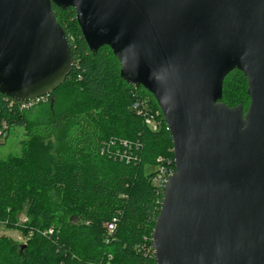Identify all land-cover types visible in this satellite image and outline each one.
I'll list each match as a JSON object with an SVG mask.
<instances>
[{
    "label": "water",
    "instance_id": "1",
    "mask_svg": "<svg viewBox=\"0 0 264 264\" xmlns=\"http://www.w3.org/2000/svg\"><path fill=\"white\" fill-rule=\"evenodd\" d=\"M53 4L76 11L91 52L110 47L166 120L175 170L157 264H264V0H0V93L18 102L51 95L73 69ZM234 69L246 110L222 101Z\"/></svg>",
    "mask_w": 264,
    "mask_h": 264
},
{
    "label": "trees",
    "instance_id": "2",
    "mask_svg": "<svg viewBox=\"0 0 264 264\" xmlns=\"http://www.w3.org/2000/svg\"><path fill=\"white\" fill-rule=\"evenodd\" d=\"M52 9L70 43L71 73L28 109L0 93V140L13 127L27 136L19 154L0 155V223L24 237L0 233V264H157L163 191L153 178L161 164L175 168L164 115L149 91L121 78L110 47L91 52L73 8ZM247 88L244 73L232 70L222 101L246 110ZM25 208L28 220L19 223Z\"/></svg>",
    "mask_w": 264,
    "mask_h": 264
},
{
    "label": "rangeland",
    "instance_id": "3",
    "mask_svg": "<svg viewBox=\"0 0 264 264\" xmlns=\"http://www.w3.org/2000/svg\"><path fill=\"white\" fill-rule=\"evenodd\" d=\"M26 131L23 128L20 127H13L10 130L9 136L6 139L0 140V155L1 156H7L11 154H19L22 148V141L26 139ZM156 166H148L146 167V171L150 172L152 170H155ZM27 209H23L19 213V223L23 222L22 218L26 217ZM0 233L7 234L14 239L22 240L24 241V237H22V233L20 230L14 229V228H8L4 224L0 223Z\"/></svg>",
    "mask_w": 264,
    "mask_h": 264
},
{
    "label": "built area",
    "instance_id": "4",
    "mask_svg": "<svg viewBox=\"0 0 264 264\" xmlns=\"http://www.w3.org/2000/svg\"><path fill=\"white\" fill-rule=\"evenodd\" d=\"M40 99L41 98H38V99L32 100V101H28V102H21V108H23V109L31 108L34 105V103L36 101H39ZM139 104L140 105H143L144 104V101L139 102ZM136 106H138V104H136ZM140 112H143V111H140ZM145 121L153 129H156L157 126H158L154 115H151V114L147 115L146 118H145ZM0 134H1V132H0ZM174 170H175V168L172 167L171 161H169L167 164H161V165H159L158 171H157L156 175L153 178V182L157 186H159L162 189V191H163V189H164V187L166 185V182L168 180L169 175H171L174 172ZM27 220H28L27 217H23L22 218V221L23 222H26ZM115 223H116V219H113V221L110 222L107 225L109 231H113L114 230ZM52 232H53L52 229H50L48 231V233H52ZM45 234H46V232H45Z\"/></svg>",
    "mask_w": 264,
    "mask_h": 264
}]
</instances>
